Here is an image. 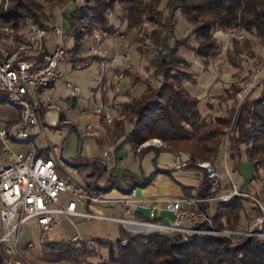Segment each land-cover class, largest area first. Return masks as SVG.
<instances>
[{
  "label": "trees",
  "instance_id": "1",
  "mask_svg": "<svg viewBox=\"0 0 264 264\" xmlns=\"http://www.w3.org/2000/svg\"><path fill=\"white\" fill-rule=\"evenodd\" d=\"M38 1L8 0L4 9L0 5V23L21 27L28 20L44 27L42 6ZM107 12L124 22L127 29L140 28L147 23L164 31L169 39L173 38L174 14L179 12L192 27L191 33L197 39L196 47L190 50L203 64L221 54L222 44L212 37L215 29L239 27L247 33L244 40L230 42L232 50H225L227 59L230 54L238 56L243 52L251 57V39L264 41V0H83L82 5L70 12L61 11L67 24L65 36L71 40L65 50L66 62L71 67L86 59L82 56V45L93 29L109 30L105 17ZM177 42L174 40L172 47L151 61L153 76L161 77L159 84L151 88L146 83V91L118 104L117 117L110 125L104 124L98 117L103 135L93 138L100 145L104 141L113 145L122 137L121 144H128L133 152L137 145L148 139L162 140V149L148 148L143 151L151 150L154 155L159 152L184 154L183 169L201 170V178L194 193L185 192L183 197L205 198L213 193V189L206 172L198 168L197 163L213 164L222 148L226 160L238 163L242 152L253 174H257L259 169L264 170V78L258 94L246 98L238 108L232 106L224 115H202L199 101L181 85L183 80L191 79V74L173 68L174 64L183 63L179 55L175 56ZM238 87L239 84H230L225 100L235 104ZM4 102L0 94V103ZM59 121H64L62 114ZM127 123L131 124V128L126 130L124 126ZM36 155L47 158L45 151ZM72 162L76 169L83 172L82 188L91 190L93 186L100 191L115 188L124 193L145 187L154 175L169 174L172 169L159 168L152 159L153 172L150 175L137 179L123 170L120 185L110 171H105L101 160L82 159L77 155ZM101 178L102 183L99 182ZM244 201L245 198L234 197L227 202H201L197 207L208 215L214 230L236 231ZM206 226L201 225L203 228ZM92 240L95 242L92 247L85 241L45 240L39 243L37 260L41 264H264V241L252 237H235L234 243H231L229 238L220 236L129 233L118 226L114 241L102 238ZM100 248L105 250L104 258L98 255ZM96 258L97 262H91ZM3 259L6 258L0 247V264H3Z\"/></svg>",
  "mask_w": 264,
  "mask_h": 264
},
{
  "label": "built area",
  "instance_id": "2",
  "mask_svg": "<svg viewBox=\"0 0 264 264\" xmlns=\"http://www.w3.org/2000/svg\"><path fill=\"white\" fill-rule=\"evenodd\" d=\"M212 37L222 44V52L226 50V44L244 40L247 33L239 27L215 29L212 31ZM49 38L54 44L51 51L48 49ZM105 40H108L105 31L93 30L83 55L86 59L70 68L81 69L94 63L98 70L96 89L101 88V85L107 87L110 83L112 91L117 93L120 91L123 77L120 72L111 74L117 68L112 66V61L120 62L121 58L119 56L107 58L99 52V45ZM68 41L60 25L41 27L27 21L23 26L16 27L10 23H0V94L3 95L6 104L18 109L17 121L0 128L2 153L6 158V161L0 165V247H2L3 257L7 259L5 264L23 263L17 247L21 226L34 221L38 227V242L41 243L57 225L58 217L66 219L73 227L71 218H81L87 224L96 220L112 222L129 233L213 236L228 234L264 241V185L259 188L260 200L255 195L236 189L226 170L229 192L205 198L183 196L168 198L163 201L162 207L165 212L171 214V219L168 223H161L156 221L154 215L156 204L148 205V201L137 197L134 190L122 192L119 198H107L100 191L87 190L77 183H71V177L68 175L60 176L57 170L59 168L57 160L36 155L30 134L32 129L40 123L42 111L56 108L52 89L53 84L61 78L60 68L66 62L65 50ZM111 45L118 47L115 42ZM263 78L264 57L252 62L248 77L239 84L235 92L236 108L259 88ZM64 86L65 90L70 93L68 98L79 99L75 86L68 82H65ZM87 100H92L94 103L89 114L96 118L100 117L104 124L110 125L117 114L118 103L115 101L108 104L101 102L97 105L94 102V92L87 97ZM78 114L84 116L86 112L80 110ZM68 122L67 119L63 121L65 124ZM73 127L79 137L99 136L90 123H85L82 127L75 124ZM9 143L23 145L26 149L23 152L14 153L9 148ZM145 145L159 147L162 142L159 139H151ZM101 156L106 172L122 163L120 159H113L109 150L104 148L101 150ZM185 160L181 155H174L170 165L176 169H183ZM197 166L206 172L212 189L218 191L221 176L215 170L214 165L208 162H198ZM223 167H225L224 158ZM59 170L61 171L60 168ZM61 195L67 196L64 203L60 202L59 196ZM234 197H242L250 201L251 210L254 213L249 227L243 232L236 233L215 231L211 227L210 218L197 207V204L213 201L227 202ZM108 203L119 206V217L76 211L77 205L85 208L90 205ZM134 207L147 209L146 216L140 219L130 218ZM202 224L207 226L203 228ZM65 241L83 242L75 233ZM85 243L89 247L95 244L92 239L86 240ZM14 257L17 260L11 262L10 259Z\"/></svg>",
  "mask_w": 264,
  "mask_h": 264
},
{
  "label": "rangeland",
  "instance_id": "3",
  "mask_svg": "<svg viewBox=\"0 0 264 264\" xmlns=\"http://www.w3.org/2000/svg\"><path fill=\"white\" fill-rule=\"evenodd\" d=\"M39 4L42 6V14H43V23L44 25H60L62 30L65 32L67 28V24L65 19L61 16V11L70 12L74 7H78L82 5L83 0H58L57 2H48L39 0ZM0 5L4 9L8 5V0H0ZM117 9L118 6L115 5ZM106 19L108 20L109 30H101L105 31L108 37V40L103 41L99 45V52L104 54L107 58H112L115 56H119L120 62L117 60H113L112 66L116 68L113 70L111 74L121 73L123 79L121 80L120 91L115 93L112 91L110 83L106 87L105 85H101V88H97L98 83V70L94 63H91L89 66L81 68V69H69L70 64L67 62L63 63L60 72L62 73V77L59 78L55 82V88L52 95L55 98L56 109L49 110L50 113H54L55 111H64L68 117L69 122L67 125L72 126L74 131H69L68 126L65 125L62 129L57 130L54 128H50L48 126H44L39 130V125L36 126V136L33 138V144L37 149H46L49 156L55 160H57V164L61 169V175H68L71 177V183H77L80 186L83 185V181L81 175L83 174L82 170L76 169L72 159L79 155L80 158H88V156H95L96 153L99 152L100 144H98L97 140L93 137H85L81 138L78 136L75 128L73 127L75 124L78 127H82L88 121L85 118L79 119V111L85 110L86 115L91 111L94 103L92 100H87L92 92H94V102L95 104H101V96L105 91L107 97L111 99L110 102L115 101L118 104H121L119 99L121 96H127V100L129 101L132 97H137L142 92L146 91V83L149 84L151 88H155L159 84L160 76H153V69L151 65V61H153L157 56L166 52L168 47H172L174 44V40H177V53L179 55V60L182 61V64H174L173 68L179 69L180 72H188L191 74V79L188 81L183 80L181 85L187 89L189 93L194 95L195 92L202 91L204 102L203 106L199 104V110L202 115L210 114V115H224L225 111L232 106L235 108V104L230 100H225L228 95V89L230 84H240L243 78H246L250 72L252 62L254 60H260L264 57V41H260L256 38L251 39L250 51L252 56L250 57L248 53L243 52L242 54L236 56L234 54H230L227 59L225 56V50L221 52V54L207 62V64H203L198 58H196L193 52L190 50L191 48H195L197 45V39L192 35L191 30L192 27L186 23L184 18L181 16L179 12L174 14V25L172 29V37L168 38L167 34L164 31L158 29L154 25H150L147 23H143L140 28L135 29H127L125 28L124 22H120L114 15L110 12L106 13ZM28 20L24 21L25 23ZM99 30V29H93ZM92 30V31H93ZM91 31V32H92ZM91 34V33H90ZM89 35H87L83 42V50L82 55H84L86 47L89 42ZM67 46H70L71 40L68 38ZM115 42L118 47H114L111 44ZM49 51H51L54 47V44L51 42L49 38ZM226 49L229 51L232 50V44H226ZM67 64V65H66ZM188 65L189 67L185 66ZM121 65L120 67H118ZM70 82L74 84L77 88V92L79 94V99L74 108L66 109L64 107V100L70 96V93L65 90L64 82ZM201 85V86H200ZM201 89V90H200ZM259 92V88H257L251 95L250 98L256 96ZM112 94H114L112 96ZM190 94V95H191ZM191 95V96H192ZM199 100V99H197ZM127 101V102H128ZM109 102V103H110ZM123 103V102H122ZM64 109V110H63ZM202 110V111H201ZM117 117V116H116ZM89 119V122H93V118L86 116ZM60 125V124H59ZM131 128V124L127 123L124 126V129ZM102 130H98L97 132ZM99 134L98 137H101ZM157 139V138H151ZM148 139L141 144L137 145L134 148V154L138 157L143 154L151 151H143L145 149H162L164 147V142L159 147L148 146L145 145L146 142H149ZM106 140V139H105ZM122 137L118 139V143L115 148H122L126 151H129L128 144H121ZM108 142L104 141V149L107 150ZM9 148L12 152H22L25 148L23 145L9 143ZM114 148V150H115ZM117 148V149H118ZM113 150V151H114ZM142 150V154H141ZM223 150V148L221 149ZM224 151V150H223ZM145 152V153H144ZM140 153V154H139ZM225 153V152H224ZM171 154V153H170ZM122 154H119V156ZM140 155V156H139ZM174 155H184L181 153L171 154V158ZM1 158L6 161V158L3 156L2 152L0 154ZM185 156V155H184ZM67 163H64L60 158ZM127 158H130L128 155ZM118 159V158H117ZM4 161V162H5ZM226 161V159H225ZM235 162V160H234ZM111 166V163H109ZM121 165H116L114 169L120 168ZM222 166V165H221ZM237 170L244 177L250 175V166L245 161V157L241 152V156L237 163ZM170 168H173L170 165ZM184 170V169H182ZM248 180V178H245ZM91 182V178L89 179ZM95 182V181H94ZM102 182V178L99 180ZM92 184V182H91ZM251 186L253 189L255 187L260 188L264 185V170L259 169L256 174V178H252ZM244 190H247V185L244 183ZM92 188V189H91ZM91 190L100 191L97 188L90 187ZM88 190V189H87ZM135 194L138 197L140 193V188H134ZM104 193L103 191H100ZM214 194H220L219 191L213 190ZM121 193L113 188L105 193V197L107 198H119ZM208 196V197H210ZM256 198L261 200L260 193L256 195ZM60 202L64 203L67 199V196L61 195L59 196ZM247 201V200H246ZM89 209L93 208H101L100 205L88 206ZM100 210V209H99ZM76 211L84 212V208L77 205ZM92 213V212H91ZM95 214V213H94ZM97 214V213H96ZM109 213L101 211L99 215H108ZM57 225L55 228L47 234L46 240L57 242V241H65L71 234H77L78 237L83 240H89L92 238H102L107 239L109 241H114L117 238V229L118 225L112 222L107 221H93L91 225L87 224L81 218H71L73 226H70L66 219L58 217ZM32 222L27 223L21 226L19 234H18V249L22 264H41L37 257L39 255V248L37 246L38 241V233L31 227ZM213 228V226L211 225ZM247 227H249L247 225ZM246 228V221L244 214L240 213V221L237 226L236 231L230 230H219V232H243ZM214 229V228H213ZM217 231V230H215ZM1 232V229H0ZM213 236V235H208ZM220 237L229 238L231 243H234V238L238 237L236 235H216ZM26 243H31L33 246L31 247H23ZM22 247V248H21ZM98 255L101 258L105 257V250L100 248L98 251ZM16 258V257H15ZM15 258H11L10 261H16ZM98 259H91V262H97ZM3 264L7 262V259L2 260ZM60 264H70V263H60Z\"/></svg>",
  "mask_w": 264,
  "mask_h": 264
},
{
  "label": "crops",
  "instance_id": "4",
  "mask_svg": "<svg viewBox=\"0 0 264 264\" xmlns=\"http://www.w3.org/2000/svg\"><path fill=\"white\" fill-rule=\"evenodd\" d=\"M69 69L72 70V68H70V66H69ZM61 77H62V75H61ZM66 82H68V81H66ZM68 83H70V82H68ZM64 85H65V82H64ZM72 85L75 86L74 84H72ZM54 88H55V83L53 84L52 93L54 92ZM64 88H65V86H64ZM103 93L104 94L101 96V98H102L101 102L108 104L111 101V99H109V97H107L105 91H103ZM189 94H191V93H189ZM113 95L114 94H112V96ZM192 96H194L196 99H199L198 101H199L200 106H203V102H204L205 97L203 98L202 91L195 92L194 95H192ZM127 98H128L127 96H121L119 98V99H121L120 103L127 102L128 101ZM77 101H78V98H71V99L66 98L63 102L65 110L70 109V108H74L75 105L77 104ZM55 105H56V103H55ZM54 109H56V108H54ZM60 114L63 115V119L68 120V117L64 111L59 110V111H55L54 113H50L49 110L42 111L41 117H40V123L38 124L39 130H42L41 128L44 126H48L50 128H54L57 130L62 129V127L67 125V124L59 121V115ZM86 116L92 117L93 122H89V119H87ZM81 118H85V120L88 121L87 123H90L96 130L97 129L102 130V128L99 126V124L97 122V118L90 115L89 112H88V115L79 116V119H81ZM17 119H18V109L16 107L9 105V104H6L5 102L0 103V128H4L10 124H13L14 122L17 121ZM67 126L69 127L67 132L74 131L72 126H70V125H67ZM36 133H37L36 127H34L31 131V134H30L31 142H33V138L36 136ZM100 133H101V131L99 132V134ZM100 135L102 136L103 132ZM81 138H85V137H81ZM104 139H106V138H104ZM117 143H118V141L113 145H108L107 150H109L110 155L112 156L113 159L118 158V159L122 160V163L120 164L121 165L120 168L114 169V170L112 168L110 170L112 176L115 177L116 181L120 185H122V180L120 178V175H121L123 170H127L128 172H130L131 174L136 176L137 179H141V177H146V176L150 175L153 172L152 159H154L156 166H158L159 168L170 169V161H171V154L170 153L159 152V153L154 155V153L152 151H149V152L143 154L142 156L138 157L130 149H129V151H126L123 148L121 150H119V148H118L119 146L117 147L118 149L115 148ZM103 145H104V143L100 145L99 152L96 153L95 156H93V157L88 156L87 159L92 158V159L102 160L101 150H102V148H104ZM33 146H34V144H33ZM34 148L36 149L37 153L40 151H45L47 154V157H50L48 152L46 151L47 148L37 149L35 146H34ZM114 148H115V150H114ZM25 149L23 151H25ZM1 152H2V145L0 143V154H1ZM119 154H122V155L119 156ZM128 155H130V158H127ZM182 157L186 158L184 155H182ZM223 158H224L225 167H223ZM4 161L5 160L2 159L0 156V165H2L4 163ZM213 165L215 167V170L221 176L220 189L218 190L220 194L227 193L230 191L229 182H228L227 177L225 175V170H226L229 174V178L231 179V181L235 185L236 189L241 190L242 192H245V193H248L251 195H255V196L258 195V193H259L258 187H255L254 189L252 187H249V185L251 186L250 183L252 181V178H256V174L252 173V168H251L250 164H249L250 175H248L247 177H244L237 170V167H236L237 163H235L234 161H231V160L225 161V153L223 150H220V152L218 153L217 158L214 161ZM57 170L59 171L60 176H62L59 168H57ZM200 178H201V170H182V169L172 168V169H170L169 174H156V175H154L151 182L147 186L140 188V193H139L138 197L145 198L148 201V205L155 203L156 204V210L154 212V215H155L156 221L161 222V223H168L169 220L171 219V214H169L163 210V207H162L163 201L168 199V198L182 197L185 195V192L188 194H193L195 188L199 184ZM245 178H248V180ZM244 183H246V185L248 184L246 186L247 190H244V186H245ZM137 188H139V187H137ZM182 188H185V190H182ZM108 191L109 190L103 191V192L105 194ZM118 191L120 193H122L121 190H118ZM100 206H101V208H93L91 210L89 209V207H85L84 210L95 213V214L96 213L100 214L101 211H104V212L109 213L108 215H104L107 217H119L120 216V209H119L118 205L108 203V204H102ZM147 212H148L147 209H141L139 207H134L132 209L130 218H132V219L143 218L146 216ZM242 213L244 214V217H245L246 228L244 230H241V231H245L248 228L247 225L249 226L250 220H251L253 213H254L253 210H251L250 201L247 200V201L243 202ZM29 222L30 223L32 222L31 227L33 229H35V231H37V233H38V227L35 224V222L34 221H29ZM29 222H27V223H29ZM91 224H89V225H91ZM0 229H1V226H0ZM17 246H18V243H17ZM31 246H33L31 243H26L25 245H23V247H31ZM37 246L39 248V242L38 241H37ZM18 250H20V249H18Z\"/></svg>",
  "mask_w": 264,
  "mask_h": 264
}]
</instances>
